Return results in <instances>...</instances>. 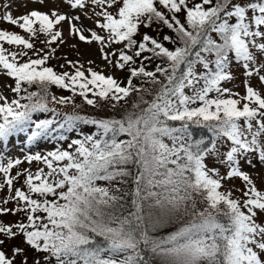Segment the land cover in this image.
Here are the masks:
<instances>
[{"label":"snow or ice","instance_id":"6c2138e0","mask_svg":"<svg viewBox=\"0 0 264 264\" xmlns=\"http://www.w3.org/2000/svg\"><path fill=\"white\" fill-rule=\"evenodd\" d=\"M54 3L19 16L0 4V21L27 34L0 29V74L13 82L11 98L0 91V217H17L0 219V264H264V190L244 170L264 167V0ZM64 24L124 78L49 66ZM234 68L243 94L226 86ZM77 95L123 112L57 119L50 104L78 107ZM80 125L92 130L69 141ZM17 139L24 155L10 157Z\"/></svg>","mask_w":264,"mask_h":264},{"label":"rangeland","instance_id":"374dc122","mask_svg":"<svg viewBox=\"0 0 264 264\" xmlns=\"http://www.w3.org/2000/svg\"><path fill=\"white\" fill-rule=\"evenodd\" d=\"M9 2H11L10 11L12 12L14 16H19L32 9L48 11L50 8H53L56 6L54 3V0H46V3L43 5L39 3H33L31 2V0H0V4L9 3ZM60 10L66 11V8L64 6H61ZM2 11L3 9L0 8V12ZM0 29L16 32L20 35H24L27 38V34H25L22 30H20L19 28H15L7 23H4L3 21H0ZM62 30L64 32V39L66 40V43L53 45V47H55L56 50L58 49V55L55 56V58L50 59L53 61L54 64H56L57 69H61L60 65H65L66 67H68L67 61L71 60L73 62H79L80 64H83L85 69L92 68L93 70L97 72H101L104 75H113L118 80L124 78L123 73L119 72V70L117 69L111 68L109 65H107V63L103 59H101L99 48L95 43L89 45L87 43L79 41L76 38L69 36L67 24L62 25ZM40 39L42 40L43 37L41 36ZM34 42L36 43L37 48L43 47V45L40 43L39 40L34 41ZM73 45H75V47H73ZM5 47L9 48L10 50L13 48L12 46H8V45H5ZM89 61H94V63L90 64ZM68 69L71 71V68H68ZM233 73H234L235 79L231 82H228L226 86L229 88H232L236 92H240L241 94H243L245 77L242 75V71L238 68H234ZM11 83H13L11 79H9L6 75L0 74V91H3L5 95L9 96V98L12 97V93L10 92V90L5 89L3 85L11 84ZM53 94L56 95L57 97L63 96V95L58 94L57 92H54ZM50 107H55L58 111L63 110L68 114H73L75 111L79 114L86 115L89 111V109L79 110L78 108L77 110H75L72 104H68L67 106L50 104ZM99 111L102 117H110V116L119 115L116 113L115 109L111 110L109 105H101ZM38 116L39 118H45V114H38ZM90 128H91L90 126H87L84 128L81 127V129H79L78 131L81 132V130H83L84 132H89L91 131ZM78 131L76 130L74 133L72 132L67 133L66 135L68 136V140L74 136L77 137ZM54 143L55 142L48 143L47 148L51 149ZM21 147L22 145L20 144L19 139H17L15 143H10L9 145H6L4 148V151L10 157H22L24 153L21 152L20 150ZM39 150H40L39 147H35L33 149V151H39ZM40 166L41 165L36 164V163H33L32 165H28L27 163H25L21 165L20 168L24 169V168L31 167L32 170L35 171ZM244 170L249 172V174L252 176V178L256 182L257 186L261 190H264V167H260L259 165H257L256 168H248L247 166H245ZM16 171L17 170L14 169L12 174L15 175ZM221 171L224 172L225 170L222 168ZM2 182H3V177L0 176V183ZM22 182H23V177L20 178V181L17 182L15 186L20 187ZM243 187H244V184L242 183L240 179H234L232 181L227 182L226 184V189L230 188L234 190V195H233L234 199L241 197V194L238 191V189H241ZM6 195H7V188H5L3 192H0V199H2ZM11 206L13 205H9V207ZM0 219L4 220L5 222H9V221L14 222L17 219V217L8 215L6 217H0ZM260 219L264 220V214H261ZM154 235H157V233L155 232ZM18 243H19L18 240L14 242H10L6 247V250L10 253L12 246ZM32 255L34 254H30L29 264H31Z\"/></svg>","mask_w":264,"mask_h":264},{"label":"trees","instance_id":"16d2710c","mask_svg":"<svg viewBox=\"0 0 264 264\" xmlns=\"http://www.w3.org/2000/svg\"><path fill=\"white\" fill-rule=\"evenodd\" d=\"M145 31H148L150 35H153V36H156V35H157L156 32H152L151 30H145ZM165 33H167V30H166V29L164 30V32H162V33L159 34L160 37L162 38V35L165 34ZM11 50H15V49L12 48ZM30 55H31V53H30ZM57 55H58V49L56 50V54H55V56H57ZM33 58H35V57H33ZM48 65L51 66V67H53L57 72L70 71V70L68 69L69 67H66L65 65H64L63 68H61V69H57L56 64H54L52 60H49V61H48ZM150 67L154 68L155 65L153 64V65H151ZM71 71H73V69H71ZM32 90H36V89H35V86H33V89H32ZM50 91H51L52 93L57 92L58 94L63 95V96H66V97L72 96V93H70V92H68V91H66V90H62V89L56 88V87H54V86L50 89ZM134 98H135V94H134L133 98H130V102H129V104H128V107H129V108L131 107V99H134ZM74 100H75V104L78 105V107H74L75 110H77V108H78L79 110L89 109V111H88V113H87L86 115H85V114H80V115H85V116H90V117H98V118L102 117V115H101V113H100V111H99V110H100V107H99V108H93V107L87 105V104L83 101V99H82L81 97H79L78 95L74 97ZM99 103H100L101 105H109V104H104L103 101H100ZM109 106H110V105H109ZM110 108H111V106H110ZM111 110H113V108H111ZM57 111H58V110H57ZM115 111H116L117 114H120V113L123 112V109L119 108V106H118V107L115 109ZM58 112L61 113V116H60V117H57V119H61L62 116H63V114L66 113V112L63 111V110H62V111H58ZM74 113H77V112L74 111ZM78 114H79V113H78ZM51 116H52L51 113L45 114V118H51ZM81 127L84 128V127H87V126H86V125H80V126L77 128V131H78L79 129H81ZM90 127H91L90 130H92V126H90ZM80 134H81V132L78 131V135H77V137H78ZM74 138H76V136L72 137L71 139H74ZM71 139H69V141H70ZM67 142H68V141L64 142V143H65V146H66ZM179 226H180L179 224H175V225H169V226H166V227H164V228H162V229H159V230L156 232V233H157L156 236H160V237L165 236V235H167L169 232L174 231L175 228H177V227H179Z\"/></svg>","mask_w":264,"mask_h":264}]
</instances>
